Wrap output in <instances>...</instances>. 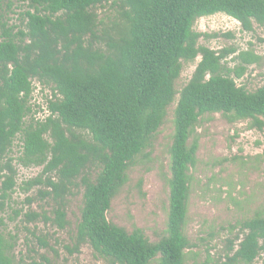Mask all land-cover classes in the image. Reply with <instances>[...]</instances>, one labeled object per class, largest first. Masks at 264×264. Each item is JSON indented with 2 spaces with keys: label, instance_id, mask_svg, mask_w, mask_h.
<instances>
[{
  "label": "trees",
  "instance_id": "1",
  "mask_svg": "<svg viewBox=\"0 0 264 264\" xmlns=\"http://www.w3.org/2000/svg\"><path fill=\"white\" fill-rule=\"evenodd\" d=\"M22 27L10 24L0 0V210L15 187V171L2 160L19 137V163L42 167L30 183L44 185L50 216L28 213L65 230L69 197L82 190V207L69 255L89 245L109 264H185L195 247L185 234L197 163L198 139L190 142L202 117L221 114L230 123L249 121L264 129V84L248 91L237 80L259 62L235 49L199 45L197 20L216 14L238 21L245 32L264 26V0H23ZM115 7L108 23L96 9ZM200 57L188 83L178 91L184 63ZM52 86L44 110L31 104L33 82ZM173 112L169 148V206L166 230L151 242L108 220L112 201L128 182L130 168L150 159L155 137ZM47 112L44 119L36 113ZM44 178V180H42ZM243 238L229 241L225 263L254 264L264 251V217L241 224ZM38 241L47 248L42 238ZM12 245L0 234V264H14ZM208 262L210 259L208 258ZM36 264V263H34Z\"/></svg>",
  "mask_w": 264,
  "mask_h": 264
},
{
  "label": "rangeland",
  "instance_id": "2",
  "mask_svg": "<svg viewBox=\"0 0 264 264\" xmlns=\"http://www.w3.org/2000/svg\"><path fill=\"white\" fill-rule=\"evenodd\" d=\"M3 3L4 9L7 4H12L10 11L5 9L10 24L22 27L27 2L3 0ZM114 9L111 4H106L98 7L96 12L100 20L108 23ZM194 30L207 35L200 38L199 45L217 52L236 50L226 59L230 67L237 64L234 59L240 52L259 56V62L248 66L246 74L237 83L248 91H255L264 84V26L255 24L252 32H245L235 19L216 14L197 20ZM199 61L200 57L195 62L184 63L176 83L178 91L191 79ZM33 85L31 104L44 110L52 95V86L38 81ZM175 106L168 109L165 123L155 137L150 159L141 158L130 168L128 182L112 201L107 215L111 223L129 233L141 229L153 243L163 236L168 218V152ZM43 110L35 114L36 118L47 116ZM195 138L199 147L197 163L190 170L191 191L185 226V234L195 247L187 251L185 264L225 263L229 241L238 244L243 238L241 224L259 215L264 217V129L251 128L249 121L230 123L221 114H211L202 117L190 142ZM21 152L22 142L18 137L2 160L6 174H9L7 164L15 171V187L0 210V234L13 247L14 264H109L89 245H83L74 255L65 250V246L72 244L80 218L82 190H74L69 197L67 220L70 225L65 230L44 222L43 218L28 222L24 217L31 212L50 216L53 203L42 198L44 185L30 187V183L41 177L43 168L20 164ZM37 237L46 241L48 247H42ZM151 264H158V261ZM254 264H264V251Z\"/></svg>",
  "mask_w": 264,
  "mask_h": 264
}]
</instances>
